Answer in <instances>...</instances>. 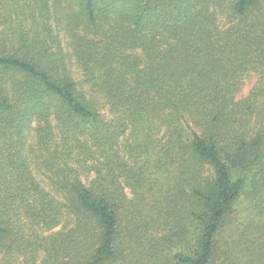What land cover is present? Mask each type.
<instances>
[{
  "label": "trees",
  "instance_id": "obj_1",
  "mask_svg": "<svg viewBox=\"0 0 264 264\" xmlns=\"http://www.w3.org/2000/svg\"><path fill=\"white\" fill-rule=\"evenodd\" d=\"M69 1L0 0V252L70 218L42 264H217L264 225V0Z\"/></svg>",
  "mask_w": 264,
  "mask_h": 264
},
{
  "label": "rangeland",
  "instance_id": "obj_2",
  "mask_svg": "<svg viewBox=\"0 0 264 264\" xmlns=\"http://www.w3.org/2000/svg\"><path fill=\"white\" fill-rule=\"evenodd\" d=\"M48 6H50L49 10L51 14L57 13L60 16H64V14H66L68 11L70 12L77 9L76 4L74 2H70L69 0H59L58 7H53L51 0H48ZM61 37L63 45L66 44V36L61 34ZM74 75L78 78L81 77V71L77 67L74 69ZM257 80L258 75L255 72L249 71L245 73L242 78L241 88L236 97L240 98L246 96L250 89L256 84ZM124 144L125 142H123L121 145ZM34 146V133L31 132V136L27 143V160L33 168L36 177L43 183V186L46 187V182L42 178L44 172L35 168L36 161L32 157ZM121 151H124V149H121ZM127 166H130V161L129 165L127 164ZM129 190H131L129 186H126L125 191L128 201L132 198V194ZM238 206L240 209L238 208V210L232 214L230 217V223L223 227L222 232L218 237L220 252L218 253L216 263L264 264V258L262 261H260L258 252V248L264 245L262 244V241H264V229L261 228L264 227V225L255 224L252 226H246L247 214L244 211H241L243 206H245V201H242ZM261 221H264V217L256 219L253 223H258ZM22 225V236H25V240L29 242V245L27 247L21 248V252L19 251L13 254L0 252V264H42L44 259L42 246L45 243V239L58 230L68 231L71 227H73L74 221L73 219L67 218L61 225L52 230H46V228L42 226H29L26 224V220L22 221ZM179 246L180 244L175 242L170 245L169 249L171 252H173ZM183 249L185 251H189V246ZM167 253L168 251L166 250L165 254ZM162 264H165V259H162Z\"/></svg>",
  "mask_w": 264,
  "mask_h": 264
}]
</instances>
